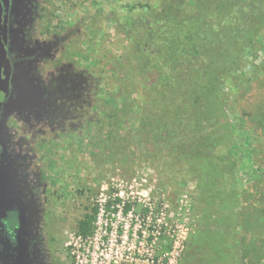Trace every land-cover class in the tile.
<instances>
[{"label":"rangeland","instance_id":"374dc122","mask_svg":"<svg viewBox=\"0 0 264 264\" xmlns=\"http://www.w3.org/2000/svg\"><path fill=\"white\" fill-rule=\"evenodd\" d=\"M28 1L22 34L32 38L33 46L49 49L44 61L30 67L39 85H46L44 98L50 102L7 114L0 167L6 161L18 175L15 186L8 188V200L23 189L45 213L57 215L63 264H76L83 251L77 223L94 206L99 207L94 228L102 227L98 235L104 237L102 230L108 227L118 235L126 233L137 247L139 241L153 244L158 255L171 249L172 233L186 230L177 264H218L206 229L215 230L214 237L234 229L233 264H264V31L248 54L246 75L255 74L250 84L231 88L235 83L228 81L225 86L240 143L234 180L239 218L229 230L219 224L216 207L207 216L199 170L172 156V132L151 124L156 101L147 80L154 71L171 87L192 67L195 43L196 61L211 58L210 28L220 29L226 20L208 17L205 24L192 26L185 14V22L174 28L165 0ZM257 3L243 1L236 14L246 17ZM77 81L79 94L72 95ZM222 245L224 254L231 252ZM107 246L93 239L90 251ZM108 253L121 260L128 251Z\"/></svg>","mask_w":264,"mask_h":264},{"label":"trees","instance_id":"16d2710c","mask_svg":"<svg viewBox=\"0 0 264 264\" xmlns=\"http://www.w3.org/2000/svg\"><path fill=\"white\" fill-rule=\"evenodd\" d=\"M243 1L245 0H165L168 4V7L165 4V12L170 19L174 18V28L185 22V14L189 16L192 26L198 22L205 24V18L208 17H219L226 22L220 29L210 28L213 47L208 55H214L207 61H196L199 45L195 43L191 48L193 58H189L192 67L184 76H179L171 87L165 86L160 74L157 75L154 71L147 79L155 91L156 101L153 105L156 107L149 117L151 124L157 123L162 129L172 132L168 137L175 141L171 149L172 156L185 160L199 170L200 185L204 187L202 198L205 200L206 214L211 218L214 208L219 209V224L227 226L229 230L239 218L234 180L238 165L236 147L240 143L237 136L238 119L233 122L229 113L232 98L225 86L228 81L235 83L231 88L236 84L244 87L250 84V79L255 74L250 77L246 75L248 54L258 44V37L264 31V0H258L254 12L246 17L236 14ZM143 7L149 8L146 4ZM177 30L183 34L182 28ZM190 38L193 43V38ZM172 48L174 50L170 57L173 58L176 52ZM123 97L125 101L130 99L128 94ZM211 207L213 208L210 209ZM98 213L99 207L94 206L78 221L77 235L83 238L92 235L93 222ZM206 231L205 235L210 241L208 245L212 253H216L218 264H233L237 254L235 245H232L235 239L234 229L225 236L222 231L216 237L215 230ZM222 244L228 245L231 252L224 254Z\"/></svg>","mask_w":264,"mask_h":264},{"label":"flooded vegetation","instance_id":"af4514ba","mask_svg":"<svg viewBox=\"0 0 264 264\" xmlns=\"http://www.w3.org/2000/svg\"><path fill=\"white\" fill-rule=\"evenodd\" d=\"M28 2L2 0V23L8 63L3 80L5 88L1 93L3 97L0 109V143L7 136V114L13 109L23 111L26 106L40 107L50 102L44 98L47 95L46 85H39L37 74L30 67L31 62L35 65L40 59L44 61L49 49L47 46H33L32 38L22 34ZM77 83L78 87L74 85L72 88V95L75 91L79 94L81 83ZM3 129L5 132H2ZM0 168V174L8 176L15 186L18 175L14 170L6 161ZM38 202L23 189L18 190L11 200L1 197L0 264H63V230L58 227L57 215L50 211L45 213L46 211L38 206Z\"/></svg>","mask_w":264,"mask_h":264},{"label":"built area","instance_id":"2783aa9c","mask_svg":"<svg viewBox=\"0 0 264 264\" xmlns=\"http://www.w3.org/2000/svg\"><path fill=\"white\" fill-rule=\"evenodd\" d=\"M100 218L101 215L98 217V223L100 222ZM100 228L102 229V227L95 229L93 225L92 235L86 238H83L81 235H77V237L83 242L84 249L81 254L76 255V264H177L185 247L186 230L181 234L172 233L173 241L171 249L164 255H158L153 244H150L147 247L146 245H143L142 241H139L140 245L137 247L134 242H128L129 236L126 233L118 235L116 234V231H109L108 227L102 230L105 234V236L102 237V235H98ZM158 232L162 234L161 231ZM134 235L136 236V234ZM154 236L157 238L155 234ZM93 239L97 242L101 241L103 245H108L103 249L105 253L103 251H90ZM114 249L116 253L119 249L127 250L128 254L126 258L123 259L121 257V260H118L114 256L110 257L108 251H114ZM143 251L146 253L144 254ZM72 253L75 254L76 251L73 250Z\"/></svg>","mask_w":264,"mask_h":264},{"label":"water","instance_id":"95a60500","mask_svg":"<svg viewBox=\"0 0 264 264\" xmlns=\"http://www.w3.org/2000/svg\"><path fill=\"white\" fill-rule=\"evenodd\" d=\"M2 14H3V4L2 0H0V109L2 105V99L3 97L1 95L2 91L4 90V84L3 80L5 78V72H6V66L8 63V58L6 55V44L4 41V35H5V30L4 26L2 23ZM4 184L0 185V198H8L9 197V190L13 188L12 186V180L7 176L6 178L3 177ZM4 187V188H3ZM10 187V188H9ZM9 188V190H8Z\"/></svg>","mask_w":264,"mask_h":264}]
</instances>
